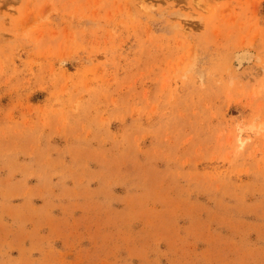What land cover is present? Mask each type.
<instances>
[{"label": "rangeland", "instance_id": "374dc122", "mask_svg": "<svg viewBox=\"0 0 264 264\" xmlns=\"http://www.w3.org/2000/svg\"><path fill=\"white\" fill-rule=\"evenodd\" d=\"M0 264H264V0H0Z\"/></svg>", "mask_w": 264, "mask_h": 264}]
</instances>
